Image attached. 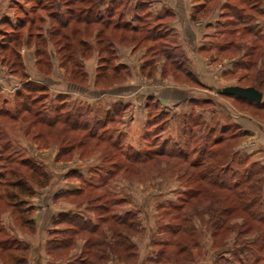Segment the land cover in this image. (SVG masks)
I'll return each mask as SVG.
<instances>
[{
	"label": "rangeland",
	"instance_id": "1",
	"mask_svg": "<svg viewBox=\"0 0 264 264\" xmlns=\"http://www.w3.org/2000/svg\"><path fill=\"white\" fill-rule=\"evenodd\" d=\"M67 1L0 0V71H3L0 74L5 81L0 87V264H38L39 258V264H80L84 251L94 262L99 253L108 254L105 264H138L141 256H146L144 264H264V173L261 170L264 165L240 150L251 143L232 116L244 114L263 119L264 94L256 106L257 103L223 96L219 89L213 91L207 87L213 92L208 94L210 100L189 101L173 109L164 106L168 75L178 85L198 89L205 86L195 76L186 53L183 51L181 57L178 50L172 49L175 43L180 45L178 39L175 42L170 39L173 44L168 43V38L149 40L158 35L151 32L156 23L146 20L152 3L149 0L114 1L116 9L111 6L115 9L111 21L115 23L121 11L126 21L132 27L139 25V29L122 34L112 32V27L104 30V37L108 38L93 51L102 50L98 53L101 58L98 68L106 66L107 71L103 78L99 77L94 91L89 90L77 44L81 40L91 43L101 26H88L80 18L86 16L89 8L91 13L108 9L111 0H70L68 7ZM226 3V9V4L220 6L226 26L216 25L210 35L212 47L201 53L211 58V66L220 67L223 61L232 59L235 62L227 68L230 80L239 84L238 87L255 86L264 92V30L257 24L264 19L257 14L263 9L264 1L226 0ZM142 4L145 7L138 13L144 16V23L130 12ZM217 5L218 0L213 1L206 14L212 13ZM231 8L243 13L245 21L232 24L234 15L225 13ZM66 9L72 14L66 13ZM53 13L63 21L67 19V27L60 29L57 20L49 17ZM249 14L258 17L247 22ZM154 17L153 14L151 18ZM162 24L160 33L168 29L165 22ZM107 41H112L111 51L105 46ZM119 42L124 46L131 44L134 50H145V69L141 75L144 79L136 81L139 84L131 89L132 93L119 96L129 90H118L113 99L101 101V96L115 93L117 85L125 82L126 76L130 77V67L114 72L120 66H116L118 55L114 47ZM68 43L74 54L70 61L66 60V52H58ZM169 53L182 71L167 61ZM27 55H34L35 62H30ZM160 64L162 73L158 75ZM98 72L99 69L97 78ZM188 72L191 77L186 75ZM212 75L211 84L221 87L217 74ZM52 76L77 91L63 92L58 85H52L49 78ZM28 82L36 88L22 90ZM148 95L153 96L145 99ZM127 100H135L137 108L147 103L148 125L144 129L134 126L127 132L129 121L122 119L129 109L124 102ZM109 102H119L125 110L120 118L112 116L111 123L103 129L93 128V124L86 130L73 129L71 123L62 122L70 109L73 112L76 108L92 107V111H106ZM17 105L24 112H12ZM54 107L58 110L55 114ZM15 114L18 115L12 120ZM45 114L60 121L48 127L42 120ZM82 121L86 120L82 118ZM222 127L229 130L222 133ZM90 129L97 132L92 136ZM212 129L214 132L209 135ZM150 151L171 156L151 157L144 163L125 167L127 154L141 152L143 156ZM64 182L77 185L74 190L62 191L44 201V195L60 191ZM234 183H240L237 190L226 189ZM59 203L72 206L75 211L68 214H75L93 226L101 216L110 219L113 215H130L133 230L116 224L114 239L107 230L113 225L108 221L99 224L95 233L77 232L76 227L67 224L57 226L58 215L48 218L47 223L44 215V225L39 227L33 220L36 210L48 213ZM77 227H82L81 222ZM67 229L71 230L66 232ZM121 234L123 243L119 240ZM62 241L66 244L62 245ZM88 241L92 247H87ZM78 242L83 243L80 252L70 255ZM126 247L132 255L126 254ZM158 252L163 254L154 261Z\"/></svg>",
	"mask_w": 264,
	"mask_h": 264
},
{
	"label": "crops",
	"instance_id": "2",
	"mask_svg": "<svg viewBox=\"0 0 264 264\" xmlns=\"http://www.w3.org/2000/svg\"><path fill=\"white\" fill-rule=\"evenodd\" d=\"M151 1V9L149 12L153 15L154 18L161 20L162 22H165L168 30L172 32V34L175 36L176 39H178L180 43L181 49L186 53L187 58H189L190 63H192V69L193 72H195V76L199 78L201 81V84L204 85V89H198L194 86L189 85H178L175 83V80L172 75H168L166 80L167 91L165 93L168 94L164 100L166 101V105L170 107V109L176 108V106L185 105V103L192 101L195 102V100L199 101H206L210 100L209 95L213 94L210 90L213 89H221L223 87L228 86H240L239 84H236V82H233L234 80H230L232 77H230V72L227 68L229 66H232V63L235 62L232 59L228 61H223L222 65L218 66H211V58L205 56L202 52L204 49H209L212 47L210 44L211 37L210 35L213 34L215 31L216 25H221L222 27L226 26V22L224 19H222V9L220 6L224 3H226V0H218V5L216 8L208 14H206V11L208 10L209 6L213 3L215 0H149ZM264 1V0H262ZM263 16H264V7H263ZM258 20V19H257ZM258 25H261L264 30V19H260L257 22ZM95 35V34H93ZM91 43H94V38H91ZM25 43V42H24ZM26 44V43H25ZM90 44V43H89ZM95 44V43H94ZM122 43H114L115 50L117 51L118 60L116 61V66L120 65L125 67H130V73L128 76L125 77L127 80L123 82L117 89H115V93L112 91V93L104 94L99 98V100L103 101L104 99H113L116 94H118V90H129L124 91L121 95H128L129 93H132L131 89L138 85L136 84L137 80L140 81L144 78L141 76L142 71L145 69L143 66V58L145 56V50H134L131 44H127L126 46L121 45ZM27 45V44H26ZM208 45V46H207ZM92 53L90 56H88L85 59H80L81 65L83 66L85 78L87 79V86L90 89L94 91V88L97 87V74L96 71L98 69V63L100 61V57L98 56V52H95L91 50ZM30 58V62L34 61V55L29 56L27 55V59ZM56 59V58H55ZM54 59V62L56 60ZM28 60V61H29ZM196 66V69H195ZM218 67V68H216ZM212 68L213 71H212ZM33 71V68L31 69ZM3 72L2 70L0 73ZM158 75L162 73V65L160 64L158 66L157 70ZM212 73L217 74V78L219 80L218 84H222L221 87L215 88L211 83L214 82L210 80V78L214 77ZM227 75V76H226ZM157 76L156 78H158ZM51 78L52 85L59 86L60 90L64 92V90L70 91L74 90L77 91L74 87H71L70 84L65 83L64 81H61L59 79H54V76L49 77ZM228 79L227 82H224V79ZM14 84H17L16 81L11 80ZM5 81L3 79V75L0 74V87L2 84H4ZM206 84V85H205ZM210 86H207V85ZM122 86V87H120ZM211 89H208V88ZM81 91H84V89H80ZM87 89V88H86ZM85 89V90H86ZM207 89V90H205ZM101 90V89H99ZM105 90V89H103ZM114 90V89H113ZM202 90V91H200ZM217 90V91H219ZM160 91V90H159ZM261 94H264V92L261 90ZM154 94V93H153ZM209 94V95H208ZM153 95H148L145 99L150 98ZM161 99H163L162 96H160ZM158 99V98H157ZM125 105L129 107L128 111L126 109L124 116L122 119L125 118V121H129L127 125L128 131H130L131 127L134 126H140L141 130L145 128L147 125V114H146V108L148 105H143L141 107H136L135 100H127ZM121 104L119 102H109L107 110L116 105ZM234 117V122H237L236 124L241 127L242 131L245 132V135L247 136V139L250 141L251 146L245 147L240 150H245L246 153L254 159L255 162H259L264 165V118H253L249 115L239 114V115H232ZM124 121V120H123ZM124 121V122H125ZM125 125V124H124ZM63 179V178H62ZM56 184V183H55ZM62 185L64 187L56 192L53 190L50 195H44L46 196L44 198V201H48L49 196L53 197L57 193L60 192H67L70 190H74V187L77 184L74 183H67L64 182ZM53 186V185H52ZM52 187L47 189V191L51 190ZM71 188V189H70ZM75 209L67 205L65 203H59L58 206H56L53 209H50L48 213H44V210L35 212V215L33 217V220L37 222V224L40 226L44 225V222H48V218L51 219L53 216H57L59 214H68V213H74ZM44 215L46 216V220L44 221ZM84 218V217H83ZM92 217H90L91 219ZM44 221V222H43ZM47 225V224H46ZM30 241H28L29 243ZM31 247L33 248L31 242L29 243ZM83 243H77L74 250L71 252L70 255H76L80 252L82 248ZM147 254V253H146ZM146 256H141L139 259L138 264H144V260ZM39 263L41 258L38 259ZM38 263V264H39Z\"/></svg>",
	"mask_w": 264,
	"mask_h": 264
},
{
	"label": "trees",
	"instance_id": "3",
	"mask_svg": "<svg viewBox=\"0 0 264 264\" xmlns=\"http://www.w3.org/2000/svg\"><path fill=\"white\" fill-rule=\"evenodd\" d=\"M114 1L115 0H111V4L109 5L110 7L108 9L104 10V9L100 8L99 9L100 12L97 11L96 13L95 12L91 13L92 9L89 8L87 10V12L85 13L86 16L84 18L78 17L82 21H84V23H86V25H88V26L92 25V24H95V25L98 24V25L101 26V29L98 30V32L93 36V38H94L93 42L95 44L94 43H90L89 44V42L86 41V40H81L77 44V45H79L78 46V48H79L78 51H79L80 59L87 58L88 55L91 52L90 48L93 50V48L96 47V45H100L104 40H106V38H108V36L104 37V30L105 29H109V27H112V30H113L112 32L118 31L121 34L123 32H126V31H129L131 33H135L139 29V25L137 27H132L130 25V23L128 21H126L125 15L121 11L118 12L116 22L113 23V21H111L110 18L113 17L112 10L116 9L115 5H113ZM79 2H82V1H79ZM70 4H71L70 0H68L67 3H65V5L67 7L70 6ZM225 4L226 5H224V7L226 9L228 7V3H225ZM256 4H258V3H256ZM111 6H114L115 9L113 7H111ZM144 7H145V5L142 4V5H139L138 7H135L134 10H132V9L130 10V12L133 13L136 16V19H138L141 22L144 20V16L142 15V17H141L138 12H139V10L143 11ZM252 8L254 10L257 9V8H254V7H252ZM102 10H104V12ZM233 10H235V9L231 8V9H228L227 12H225L226 14H230L232 12V14L234 15L233 18L235 20L233 19L234 21L232 22V24H234V22H244L245 21V19H244L245 15H241L243 13H241L240 11H236V10L233 11ZM248 12H247V14H248ZM258 12H259V13H257L258 15H261V16L263 15V10L262 9H259ZM66 13L72 14L71 12H69V9L66 11ZM253 15H251V14L246 15V17L248 18L247 22H248V20L252 19L253 17H258V15H255V16H253ZM72 16L74 17L75 15H72ZM151 16H152L151 13L148 14L146 16V20H148V18H149L151 20V23H156V25L151 28V32H152L153 35H154L153 32H157L158 35L151 36V39H149V40L153 41L155 39L162 40V39L168 38V43L173 44V42H169L170 39H173L174 42L176 41V38L172 34V32L169 31L168 29L166 30V28H165L164 29L165 32L164 33H162V32L160 33V30L162 29L161 25H163L161 23V20L159 21V19H157V18L152 19ZM49 17H50L51 20H57V23H58L60 29L61 28H65L68 25V20L66 19L65 21H63L62 19H59L60 17H58V14H56V13L51 14ZM142 23H144V22H142ZM163 27H164V25H163ZM245 28H248V27L245 25ZM248 29H249V31L250 30L253 31V29H250V27ZM107 43L108 44H106L105 46H107V48L111 51V49H112V41H107ZM80 48H81V51H80ZM71 49H73V47H72V45H70L68 43L67 45L62 46L58 50V52H66V53H64L65 55L67 54L66 60L70 61L72 59V57L74 56V54L70 52ZM172 49L176 50V51L178 50V53L180 52V56L182 55L181 57H184L183 50L180 48V45H177L175 43L174 45H172ZM181 51H182V53H181ZM101 52H102V50L98 51L99 54ZM166 58L168 59V60L166 59L167 61H171V64L175 66L174 67L175 69H178L179 71H182L180 65L176 64L177 61H174L175 58L172 57L170 53L166 55ZM80 59H79V63L81 64ZM100 60H101V58H100ZM103 60H106V59H103ZM79 63L77 64V66H79V68H81ZM98 69H99V72H98L97 82H98L99 77L100 78L104 77L103 75L105 74V71H107V67L106 66H101ZM123 69H124L123 66H117V67H115L114 72L115 71L116 72L117 71H121ZM120 74L123 75L122 72ZM121 75H119V76H121ZM186 75L191 77L189 72ZM82 76L84 77L83 73H82ZM193 79H194V77H193ZM193 83L195 84V81ZM252 87L255 88L256 90H258L261 93V89L255 87V86H252ZM33 88H36V86L34 84H32V83H29V82L23 84V86H22V90H25V91L27 89H33ZM41 89H43V88L41 87ZM19 95H20L19 93L16 94L17 97H19ZM242 101H247V102H250L252 104H255V103H253L251 101H248V100H245V99H242ZM262 104H264V103H262ZM146 105H147V103H146ZM255 105L257 106L258 104H255ZM90 108H86V110L81 109V108L80 109L76 108V110L73 111V112L70 109L69 111H67L65 113L64 121H62L63 124L64 125H68L69 123H71V127L73 129H79V130H86V128H88L90 124H93V126H92L93 128L98 127V129L100 130V129L105 128L109 123H111L110 121H111V117L112 116H113V118L115 117L116 119L120 118L122 113H123V111L125 110V108L123 106H121L120 104H116V105L110 107L106 111L99 110V109L98 110L94 109L92 111V107H90ZM25 109L29 111L28 107H26ZM21 111H23V109H20V107L17 105V106L14 107L12 112H21ZM52 111H53V114H55V112L58 111V110H56V108L54 107V108H52ZM59 111L62 112L61 109ZM17 115L15 114V117H11V118H13L12 120H14V118H16ZM89 115L92 116V117L89 118ZM43 118L44 119H42V120H43L44 124L47 125L48 127L57 125V123L60 121V120L58 121V119H55L54 117L51 118V116H47V114H45ZM82 118L84 120H86V121L83 122ZM113 118H112V121H113ZM150 124H152V122ZM182 126H183V128H185V126H186L185 123H183ZM90 130L92 131L91 132L92 136H93L94 133L97 132V131L95 132L94 129H90ZM220 130H221L222 133H225V132H227L229 130V128L228 127H222ZM213 132H214L213 129L210 130L209 135L212 134ZM169 143H170V141H169ZM211 143H209V144L211 145ZM163 145H165V143H163ZM141 154H142L141 152L127 154V159L125 160V167H126V164L129 165L130 163L131 164L134 163V165H136V163H144V161L150 160L151 157H157V156L166 155V154H169L171 156L170 153H165L164 154L162 151L146 152L143 156H141ZM122 166H123V163H122V165H119V168H121ZM261 170L264 173V167H261ZM100 177H101V175H100ZM101 178H103V176ZM106 182L107 181H105V183L102 186H104L106 184ZM224 185L227 186V184H224ZM239 186H240V183H234V185L227 186L226 189H230V190H235L236 189L237 190ZM75 216H76L75 214L74 215H71V214H59L57 216L56 220H55V224L57 226L66 225L67 224L69 226L76 227V229H77L76 231L77 232H81V231H85L86 230V231H90V233H95L98 230L97 226L99 224H102V223L103 224H107L110 221H112L113 225L110 227V230L109 229H107V230H108V232H112L113 233L114 239L116 238V235H115L116 224H118L120 226H123L125 229H127L130 232L133 230V226L131 225V221H130V218H131L130 215H125L124 217H117V216L113 215L112 218H110V219H109V217L106 218V217L101 216V220L99 222H97L94 226L91 223H88L86 220L83 221L81 219V217H78V216L75 217ZM80 222L82 224V227L78 228L77 226L80 225ZM90 225H92V226H90ZM68 230H71V229H67L66 232ZM58 233L61 234L62 231H58ZM119 240H121V242L123 243L124 240L122 238V234H121V238ZM61 244L65 245L66 241H62ZM92 246H93V244L91 242L89 243V241H88V246L87 247H92ZM126 249L128 251V252L126 251V254L128 256L132 255V253H130V249L128 247H126ZM179 251L183 252V249H181V250L179 249ZM179 251L178 252L176 251V254H178ZM86 254H89V253L84 251V257H83V253H82L81 256L83 257V261L80 264H105L106 260H107V258L109 256L106 253L105 254L104 253H99L98 254V252H97V253H95V255L98 254L99 256H95V259L97 260V262L96 261L94 262L93 258L87 257ZM162 254H161V252H158V255L154 258V261L155 260H160ZM81 256H80V259L82 258ZM105 256L107 257L106 260H105ZM149 260L150 259H148V261ZM175 264H178V263H175Z\"/></svg>",
	"mask_w": 264,
	"mask_h": 264
},
{
	"label": "water",
	"instance_id": "4",
	"mask_svg": "<svg viewBox=\"0 0 264 264\" xmlns=\"http://www.w3.org/2000/svg\"><path fill=\"white\" fill-rule=\"evenodd\" d=\"M219 94L227 97H238L254 103H261L262 94L253 87L228 86L218 91Z\"/></svg>",
	"mask_w": 264,
	"mask_h": 264
}]
</instances>
